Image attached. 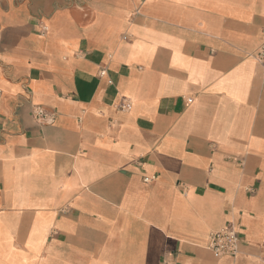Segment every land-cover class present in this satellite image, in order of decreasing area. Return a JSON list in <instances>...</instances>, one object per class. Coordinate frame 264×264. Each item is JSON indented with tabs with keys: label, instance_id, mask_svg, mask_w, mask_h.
<instances>
[{
	"label": "crops",
	"instance_id": "0c3cea01",
	"mask_svg": "<svg viewBox=\"0 0 264 264\" xmlns=\"http://www.w3.org/2000/svg\"><path fill=\"white\" fill-rule=\"evenodd\" d=\"M263 30L264 0H0V264H264Z\"/></svg>",
	"mask_w": 264,
	"mask_h": 264
},
{
	"label": "built area",
	"instance_id": "2783aa9c",
	"mask_svg": "<svg viewBox=\"0 0 264 264\" xmlns=\"http://www.w3.org/2000/svg\"><path fill=\"white\" fill-rule=\"evenodd\" d=\"M256 62L261 66L262 69V84L264 85V30L263 40L254 54ZM191 101V99H188ZM129 104L127 100H122L119 104L120 109L128 108ZM35 115L38 118H44L45 115L40 108H36ZM51 121V118H48ZM148 180L147 178L145 179ZM239 236L232 224H227L218 230L211 232L206 241V248L212 253L214 257L221 256H235L238 252Z\"/></svg>",
	"mask_w": 264,
	"mask_h": 264
}]
</instances>
